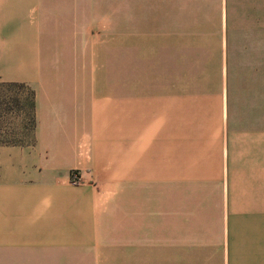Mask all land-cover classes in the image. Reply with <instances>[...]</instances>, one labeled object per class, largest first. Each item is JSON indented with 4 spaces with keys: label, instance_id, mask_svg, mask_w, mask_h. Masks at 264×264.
<instances>
[{
    "label": "crops",
    "instance_id": "crops-1",
    "mask_svg": "<svg viewBox=\"0 0 264 264\" xmlns=\"http://www.w3.org/2000/svg\"><path fill=\"white\" fill-rule=\"evenodd\" d=\"M119 30L157 31L156 87ZM1 82L35 128L0 144V264H264V0H0Z\"/></svg>",
    "mask_w": 264,
    "mask_h": 264
},
{
    "label": "rangeland",
    "instance_id": "rangeland-1",
    "mask_svg": "<svg viewBox=\"0 0 264 264\" xmlns=\"http://www.w3.org/2000/svg\"><path fill=\"white\" fill-rule=\"evenodd\" d=\"M109 35L110 31H103ZM117 32V46L115 48V69L120 74H124L126 69L131 66L135 72L145 71L144 75L148 76V82L151 86L156 87L157 84V31L147 30H119ZM127 39L131 41L127 42ZM144 39V41H143ZM133 57V63L127 61ZM115 89L113 96L118 103L119 117H124L122 107L119 104L125 105V99L127 97V86L122 78L118 76L117 84H113ZM2 92L8 90L7 88H0ZM22 99L23 108L21 110L15 109L14 111L0 112V139H12V140H29L27 138L28 132V100L29 95L26 89L19 92ZM156 95V94H151ZM74 175H78L77 172H71V181L73 182ZM80 181L75 182L76 184ZM74 183V182H73ZM151 197L156 194L154 198H158V193L152 191ZM157 200V199H156ZM157 207L155 208L156 211ZM73 248H71L72 250ZM68 256L65 259L67 262ZM125 254H95V253H83V252H71L69 254V264H126Z\"/></svg>",
    "mask_w": 264,
    "mask_h": 264
},
{
    "label": "trees",
    "instance_id": "trees-1",
    "mask_svg": "<svg viewBox=\"0 0 264 264\" xmlns=\"http://www.w3.org/2000/svg\"><path fill=\"white\" fill-rule=\"evenodd\" d=\"M7 88L5 92L0 90V112H10L15 109L21 110L23 108V102L19 95V92L23 89L28 91L29 100H28V132L27 138L29 140H12V139H0V144H25L27 142L32 141L33 132L35 128V102H34V93L33 91L27 87L23 83H0V88Z\"/></svg>",
    "mask_w": 264,
    "mask_h": 264
},
{
    "label": "built area",
    "instance_id": "built-area-1",
    "mask_svg": "<svg viewBox=\"0 0 264 264\" xmlns=\"http://www.w3.org/2000/svg\"><path fill=\"white\" fill-rule=\"evenodd\" d=\"M80 180H81L80 176L74 175V179H73V182H74V183H75V182H78V181H80Z\"/></svg>",
    "mask_w": 264,
    "mask_h": 264
}]
</instances>
